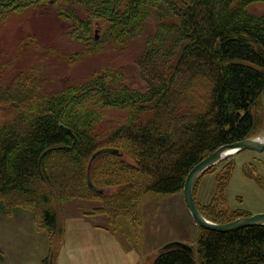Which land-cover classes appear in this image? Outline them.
I'll return each instance as SVG.
<instances>
[{"label": "trees", "instance_id": "1", "mask_svg": "<svg viewBox=\"0 0 264 264\" xmlns=\"http://www.w3.org/2000/svg\"><path fill=\"white\" fill-rule=\"evenodd\" d=\"M256 1L264 3L0 0V23L13 14L53 8L60 19L72 22L70 37L87 46L104 41L120 46L144 38L145 47L134 63L146 84L145 91L132 89L114 68L96 74L101 77L93 74L85 84L58 89L46 85L47 78L37 77L34 70L0 81V103L20 105L14 119L0 126V207L7 198L17 197L42 210L43 225L51 233L60 232L51 197L63 201L82 197L77 188L83 176L91 191L88 163L97 151L109 147L99 141L110 130L101 127L99 107L130 109L126 124L112 128L110 144L118 139L133 146L136 165L132 168L149 177L145 191L154 194H177L191 169L207 156L255 135L263 120L258 114L264 105V15L246 8ZM95 17L109 24L101 43L91 37ZM201 81L209 85L203 103L193 97ZM234 167L232 160L217 174L209 204L202 207L196 200L202 215L212 222L225 224L250 216L230 212L226 205L225 191ZM125 196L117 198L124 202ZM222 203L231 216L220 209ZM111 205L116 216L126 209ZM102 209L110 215L107 206ZM197 243L198 260L194 248L188 252L176 247L161 251L152 264H264V225L228 232L201 228Z\"/></svg>", "mask_w": 264, "mask_h": 264}, {"label": "rangeland", "instance_id": "2", "mask_svg": "<svg viewBox=\"0 0 264 264\" xmlns=\"http://www.w3.org/2000/svg\"><path fill=\"white\" fill-rule=\"evenodd\" d=\"M246 9L255 15H264L263 2L250 3ZM35 11V14L25 11L22 15H10L0 23V81L8 82L21 71L34 70L37 77L47 78L49 83L46 85L58 89L70 84H85L93 74L114 68L124 76L128 87L146 90L141 70L134 63L145 47L144 38L120 46L102 42L109 24L95 17L92 41L102 44L87 46L88 43L70 37L74 29L72 22L60 19L55 9ZM31 35L35 37H29ZM193 92L195 100L203 103L208 97L209 85L201 81ZM262 106L263 110L258 114L263 118L262 123L251 138H264ZM19 109L20 105L14 103H0V126L11 122ZM99 110L101 127L110 128L99 141L108 142L109 147L104 148L111 145L122 154L119 157L104 154L88 163L87 181L90 178L96 184L94 187L103 193L97 194L91 188L89 191L83 176L82 184L77 188L82 197L68 201L51 197V208L60 223V232L56 234L43 225L39 207L25 204L17 197L7 198L0 207V264H152L172 242L194 248L193 255L198 260L196 251L201 227L191 218L184 191L165 195L145 191L149 177L132 168L136 165L133 146L118 139L110 144L112 128L126 124L130 109L110 106L99 107ZM232 160L235 167L225 191L227 207L230 212L263 215L264 184L254 178L264 183V151L245 150L229 155L209 168L194 181L192 194L195 201L202 207L212 201L217 174L229 167ZM118 194H125L127 200L121 201ZM111 202L126 209L122 208L116 216ZM223 204L220 209L231 216ZM106 206L110 215L102 209Z\"/></svg>", "mask_w": 264, "mask_h": 264}, {"label": "water", "instance_id": "3", "mask_svg": "<svg viewBox=\"0 0 264 264\" xmlns=\"http://www.w3.org/2000/svg\"><path fill=\"white\" fill-rule=\"evenodd\" d=\"M69 132V131H68ZM245 150H254L257 152H263L264 151V142L259 141L258 138H249L248 140L239 141L236 143L226 144L218 148L215 152L212 153V155L207 156L204 160H202L199 164H197L193 169H191L190 173L188 174V177L185 182L184 186V198L186 201V204L191 213V218L198 224L202 229L206 230H212L217 232H228L235 229H239L241 227H247V226H259L264 225V214H257V215H251L246 217L238 218L232 222L225 223V224H218L215 222H212L205 218L202 213L200 212L197 203L194 198L193 193V185L194 181L204 174L209 168H212L214 165L221 162L223 159L228 157L229 155H235ZM104 154H112L116 156L122 155L119 150L113 149V148H104L99 151H97L93 156L92 160H95L97 157L104 155ZM88 185L89 187L95 191L97 194H102V190H97L91 179H88ZM181 248L188 252H192L193 249L191 246H188L183 243L178 242H172L168 243L163 250H168L171 248Z\"/></svg>", "mask_w": 264, "mask_h": 264}, {"label": "bare ground", "instance_id": "4", "mask_svg": "<svg viewBox=\"0 0 264 264\" xmlns=\"http://www.w3.org/2000/svg\"><path fill=\"white\" fill-rule=\"evenodd\" d=\"M258 139H259V141H261V142H264V138L263 137H258Z\"/></svg>", "mask_w": 264, "mask_h": 264}]
</instances>
